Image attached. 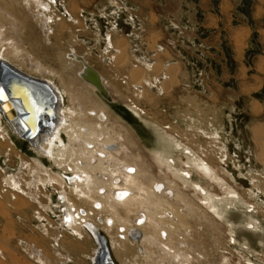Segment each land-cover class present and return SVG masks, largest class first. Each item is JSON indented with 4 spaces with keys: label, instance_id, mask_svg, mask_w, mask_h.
Instances as JSON below:
<instances>
[{
    "label": "rangeland",
    "instance_id": "rangeland-1",
    "mask_svg": "<svg viewBox=\"0 0 264 264\" xmlns=\"http://www.w3.org/2000/svg\"><path fill=\"white\" fill-rule=\"evenodd\" d=\"M26 1L0 0V6L12 14L19 26L21 25V32L18 35H14L11 29H5L6 37L11 36V39L14 38L15 40L20 37L17 46L22 45V53L20 60L17 57L14 63L21 64L26 70L30 68L40 71L39 74L38 72H34V74L37 73L42 77L53 79L52 81L59 88L61 87L62 91H65L63 106L73 108V111H76V117L81 119L84 116V119L97 123L99 121L97 116H89L86 113L90 109L102 110L107 116L102 130L119 136V142L126 148L125 150L135 157L134 162H139L140 165L135 163L147 170L148 174L143 177V182L148 183L144 179L147 176H152L151 178H156V180H162L165 177H174L176 180L175 197L172 195L164 204H167L165 206L168 210L176 209L177 216L176 214L175 216L177 218L175 217L174 221L171 222L170 220H165V222L163 220V223L171 224L172 229L165 227L166 229H161V232H155L154 229V232H151L153 231L152 228H145L147 232L153 233L155 238L146 237L147 240H151L144 242L145 246L147 244L148 251H151L145 253L146 260L152 264H157L156 261H159V258L156 259L155 256L160 257L165 253L163 256L165 258L169 252L168 254L172 253L170 254L172 258L175 252H179L182 255L180 262L185 261L184 264H226V262L230 264H264V189L261 187L263 182L260 177L252 174L250 170L253 161L249 155V152H254L258 148L264 152V131L259 129L261 131L259 140L254 131L253 133L250 131L252 124L264 123V77H258V84L254 90H246L242 96H239L232 89L238 87L239 79L232 76L218 77V82L221 81L226 87V91L224 89L221 91L220 96L222 97L218 98L219 94H214L212 91L217 92L215 87L210 83L208 86L203 82L204 79L199 78L200 76L194 78L191 88L173 87L174 69L172 67L163 68L159 65L158 69H152L155 73L160 72V70L162 72L159 76L149 79L147 84L142 82L139 75L132 76L134 81L132 87L120 84L121 80H126L127 77L118 76L116 72L119 73V70L113 68L112 75L114 77L110 81L118 90L113 89L115 91L102 94L94 84L83 77L81 70L83 62L73 59L66 60L63 58L64 53H66L62 51L63 49H59L58 46L50 48L43 43L45 36L42 30L35 27L37 20L33 22L29 17L25 8L27 7ZM122 1L125 2V0ZM218 1L211 0V5L215 6ZM233 14L237 18V22L252 27L250 40L252 38L254 43L252 46L250 45L244 60L246 66H250L253 64L254 56L261 51L258 40L261 39V32H264L259 31V29L264 28V0H237L236 11ZM6 23H10V19L0 14V24ZM35 33H38V36ZM35 42L38 44L35 45ZM4 45V48L0 47L1 51L4 49L3 52L10 55L9 45L6 43ZM184 52L185 55L186 51L184 50ZM171 57L169 56V59ZM93 58L95 65L102 64L98 56L93 55ZM26 60H29L30 63L25 62ZM31 63L37 66H32ZM252 66L255 67L254 64ZM35 67H38L39 70ZM235 69L234 61L230 62L228 72L232 74ZM259 69H262V66ZM206 79L210 80L211 78L208 79L206 76ZM243 79L244 82H249L252 77H244ZM117 82L119 85H116ZM200 82H203V85ZM206 88H211L212 92L208 93L205 91ZM250 100L258 107L255 111L249 108ZM84 112L86 113L83 114ZM86 115L90 118H87ZM67 122L71 123L69 116ZM58 135L67 143V135L64 131H60ZM0 152H13L10 155H4V153L3 156L0 153L2 171L15 173L14 180L18 178L17 180L22 182L23 187L27 181L32 182L33 179L35 199L37 198L36 200L43 204L53 200L55 205H51V207L53 206L52 209L56 212L51 211L52 217H54L53 219L58 218L61 213L56 200L59 183L54 182L53 179L50 180L48 173H51L50 177H57L62 183L67 180L68 183L70 179L64 180L63 175L71 176L72 171L65 170V167H58L52 158L19 136L3 114L0 115ZM122 152L120 156L118 155L120 159ZM10 161L14 167L16 166L13 170L9 168ZM204 164L211 165L210 167L214 171L207 174L202 168ZM164 165L169 169L164 168ZM159 168L163 172H160ZM32 169L35 172L34 177L29 173V170ZM38 171L39 173H37ZM0 177L4 178L5 176L0 172ZM183 184H188L189 188L187 190L182 188ZM223 186L229 188L226 190L223 189ZM49 187L52 189H48ZM70 188L78 198L77 188L71 184ZM49 191L53 192L50 193V196L47 195ZM228 192L233 193V195ZM197 193L200 196L196 197ZM166 195L162 198H166ZM186 198L192 201L189 203L191 208L190 214L188 213L187 216L180 211L184 205H187ZM200 198L207 200L211 209L204 206ZM78 199L81 201L80 198ZM91 204H88L90 208L93 207ZM119 208L115 211L121 217L127 215L125 218L129 219L130 222L131 218L135 217L136 213L143 207H132L127 214L126 207ZM38 210L41 211L42 208L39 207ZM108 212L104 214L108 216ZM38 215L40 216L41 212L36 214L37 220L35 222H43ZM99 215L105 216L101 213ZM40 217L42 218V215ZM20 221H23L20 222L23 223L20 228L24 229L26 223L24 220ZM96 222V220L92 223L90 221L89 227L92 231L98 230V227L99 233L107 236L106 231L110 230L113 241L119 244L120 248H123L121 254L124 259L125 257L128 259V264H141L140 257L134 250V244L129 241H125L127 242L125 243L118 237L119 227H121L119 224L122 221L115 223L112 228ZM130 224H127L129 228L132 226ZM133 226L135 225L133 224ZM176 230L180 232L176 233ZM104 235L101 236L106 242ZM96 237V242L100 246L102 240L97 235ZM8 238L16 248L22 250L19 238L16 236ZM158 242L160 243L158 244ZM168 247L174 252L169 251ZM121 259L122 257H119L118 264H121L119 263ZM82 261L86 263L87 260L84 258Z\"/></svg>",
    "mask_w": 264,
    "mask_h": 264
},
{
    "label": "crops",
    "instance_id": "crops-1",
    "mask_svg": "<svg viewBox=\"0 0 264 264\" xmlns=\"http://www.w3.org/2000/svg\"><path fill=\"white\" fill-rule=\"evenodd\" d=\"M26 3L29 17L33 22L37 20L35 27L42 30L45 36L43 43L50 48L58 46L63 49L66 52L63 58L66 60L82 55L79 57L87 60L101 75L108 91L118 90L110 81L114 77L113 68L119 70V73L116 72L118 76L127 77L120 84L132 87V76L139 75L142 82L147 84L149 79L162 72L160 70L155 73L152 69H158L159 65L163 68L172 67L173 87L191 88L194 78L200 76L208 86L210 83L215 87L217 92L212 91L219 94L218 98L222 97L220 95L223 89L226 91L225 85L218 82V77L232 76L239 79L238 87L232 88L239 96L246 90L253 91L258 84V77H264V32H261V39L258 40L261 51L252 59L255 67L253 64L246 66V54L254 43L252 38L250 40L252 27L237 22V18L232 15L236 11L237 0H219L215 6L211 5V0H27ZM24 5L26 6L25 3ZM20 27L17 23V35L21 32ZM260 30L264 31V28ZM35 34L38 36V33ZM16 41H20V37ZM36 44L38 43L35 42ZM70 53L75 57L70 56ZM93 55L98 56L103 66L100 63L95 65ZM169 56H172L171 59ZM73 60L77 61V58ZM232 61L236 69L230 74L228 66ZM260 66L262 69H259ZM206 76L211 79L207 80ZM244 77H252V80L244 82ZM203 82H200L201 85ZM205 91L212 92L211 88H206ZM250 102V110L255 111L258 107L252 100ZM259 129L264 131V123L250 126L252 133ZM0 153L3 156L4 153L10 155L13 152ZM249 155L253 161L250 170L260 177L263 182L261 187L264 189V152L258 148L249 152ZM8 165L10 170L16 167L11 161ZM0 172L5 176L0 177V264H118L119 257H122L119 263L128 264V259H124L121 254L123 248L113 241L111 231L104 230L108 232L106 236L99 233L97 227V232L105 236L108 248V256L99 255V245L89 226L90 221L96 220L99 223L97 217L104 216L97 214V207L90 208L85 202L79 201L69 182L59 184L56 193L59 208H70L72 217L67 222L63 210L58 218L53 219L51 211L56 212L51 207L55 205L53 200L43 204L34 198L33 182L27 181L25 187L22 182L15 185V173L2 171L1 167ZM50 193L53 192L49 191L47 195L50 196ZM39 207L42 208L41 211L38 210ZM80 208L86 210L85 214L88 213V220L84 225L76 218V211L82 214ZM40 212L42 218L41 215L38 216L43 222L36 223L35 216ZM20 220L26 223L24 229L20 228L23 224ZM120 228L119 239L134 244L140 263L152 264L146 260L143 248L141 250L142 243L124 239L127 229L125 231V228ZM129 234L131 237L132 233ZM14 236L19 238L22 250L16 248L8 238ZM84 258L86 263L82 261Z\"/></svg>",
    "mask_w": 264,
    "mask_h": 264
},
{
    "label": "bare ground",
    "instance_id": "bare-ground-1",
    "mask_svg": "<svg viewBox=\"0 0 264 264\" xmlns=\"http://www.w3.org/2000/svg\"><path fill=\"white\" fill-rule=\"evenodd\" d=\"M43 7H45V6H43ZM0 14L4 15L6 18L10 19V23L0 24V47L1 46L3 47V45L6 43L9 45V49H10V52H9L10 55L4 53L3 52L4 49L2 51L0 49V73L2 72V70H5V66L8 65L9 67H11L14 70L22 73L24 76H27L30 79L39 80L41 82L47 83L52 88L53 93H54L53 95H55V98H54L55 99V106L49 107L47 109L50 111V113L48 115L45 116V114H44L45 118H47L48 123L45 126H43L41 131H38V133H37L38 135L35 136V138H34V144L33 145L38 150H40L41 152L46 154L48 157L52 158L54 160V162L56 163V165H58V167H65V170L69 169V171L70 170L72 171V172L70 171L71 176H67L64 174L63 178H64V180L67 178L70 179V181H68V182L71 185H73L75 188H77L78 198H80L81 201L85 200L83 202H85L86 204L92 203L91 205H93L94 208L97 207V210L99 211L97 214L101 213V214L105 215L104 213L109 211L107 217H106V215L104 216V218L101 216L97 217L102 222V224L105 223V225H108L110 228H112L113 225H115V223H117L118 221H122V223H120L119 225L121 226V228H125V231L127 229L123 238L128 239V240L129 239L133 240L137 244L142 243L141 244V250L143 248V251H145V253L151 252V251H148V249H147L148 247H146L147 244L145 246L144 242H145V240L149 241L150 239L147 240V238L150 236L153 239H155V238L153 237V233L147 232L145 230V228H147V229L152 228V230L154 229L155 232H158V231L161 232L162 231L161 229H166V228L169 229L170 227H171L170 229H172V225L167 224V223H163V220H164V222H165V220L166 221L170 220V222L174 221V218L177 216L176 209L175 208L171 209V207H169L171 210H168V208L166 207L167 204H164V203L167 202V199H169L172 195H174V197H175L176 180L174 179V177L173 178L165 177L162 180H156V178L155 179L151 178L152 176H149V177L147 176L144 179H146V181L148 183L143 182L142 181L143 177H145L148 174L147 170L146 169L144 170V168H141V166H139L140 165L139 162L135 161V162L139 163V165L134 162L135 157L131 156L130 153H128L129 151L125 150L126 148L123 147L122 144L119 142V136L118 137L114 136V135L106 132V130L105 131L102 130L104 128V126H105L104 124L106 123V120H107V116L104 114V112L102 110H96V109L91 110L90 109L87 111V113L86 112L83 113V114H85V113L89 114V116L90 115L97 116L96 118L99 119V121L97 123H94V122H91L90 120L84 119L85 118L84 116H83V118L81 117V119L76 117V111H73V108H71V107L65 108V106H63V97H64L63 95H65V91H62L60 89L61 87L59 88L52 81L53 79L50 80L47 77H42L40 75H37V73L34 74V72H38L37 70H32L30 68L29 69L27 68L28 70H26L23 68V66L21 64L20 65L15 64L14 60H17V57L20 60V55L22 53V49H21L22 45L17 46L18 42L14 38L11 39V36L6 37L5 29H11L12 33H14V35H15L18 32L17 21L12 16V14H10L5 9H3L2 6H0ZM6 48H8V47L6 46ZM69 55L70 56L72 55L75 57V55L73 53H70ZM77 56L79 57L82 55H77ZM78 57H75V58H77V60H81L83 62L82 63L83 65L81 67L82 72H84L85 67L86 68L88 67L93 72L96 71L89 64V62L87 60H85L82 57H79V58ZM75 58H73V59H75ZM25 62H29V60H26ZM35 63H37V62H35ZM31 65L35 66L36 64L31 63ZM35 68L37 69L38 67H35ZM38 70H39V68H38ZM39 72H38V74H39ZM48 73H49V71H48ZM95 73H97V71ZM42 74H44V73H42ZM97 75H99V77L101 78V75L99 73ZM104 87L107 90V93H109L107 87L105 85H104ZM0 89H2L1 84H0ZM20 94H22V97H24V102L21 101L22 104L19 102L20 98L19 99L16 97L15 98H12V97L8 98L6 91L3 90V95H2V97H0V106H2V109L0 110V115L3 114L4 116H6V118H7L6 120L9 123V125L13 128V130L19 136L23 137L24 136L23 132H24V129L27 128V125L22 120V118L18 115V113L20 110H24V108L26 106H27L26 108L31 109L32 108V106H31L32 100L31 99L29 100L23 92H20ZM52 110L55 113L53 115H52ZM80 114L82 116V112ZM35 116H36V113H34V115L32 114V125L33 126L35 125V121H36ZM68 116H69V119H71V123L67 122ZM89 116H87V118H90ZM60 131H64V133H66L67 143L63 139H61L60 135H58V133ZM260 132L261 131H259V130H257L255 132V135L258 137V140H259V136L261 137ZM122 150H124V151L122 152ZM121 152H122V155H121V159H120L119 156H120ZM137 158H139V157H137ZM155 159H156V157H155ZM40 165H41V167H43V165L41 163H40ZM26 167H27V165H26ZM160 167H162V166H160ZM163 167L165 168L166 166L164 165ZM166 168H168V167H166ZM202 168L204 169V171L207 174L214 171V169H212L209 165L204 164V165H202ZM45 169H47V168H45ZM129 169H131V171ZM61 170H62V168H61ZM159 171L163 172L161 168H159ZM16 173H17V171H16ZM29 173H31V175L33 177L35 176V172L33 169L29 170ZM37 173H39V171ZM37 173H36V175H37ZM64 173H66V172H64ZM43 174L45 175V173H43ZM8 175H11V174H8ZM40 175H42V174H40ZM50 175H51V173H48V176H49L48 178L50 180L53 179L54 182L62 184V181L58 180L57 177L53 178V177H50ZM33 177H31V178H33ZM17 179L14 180L15 185L20 184V182ZM38 179L41 180V178H39V177H38ZM216 179L218 180L219 178H216ZM42 180H44V179H42ZM31 181L33 182V179ZM36 183L37 182H35V184ZM45 183H46V181H45ZM181 187L187 190L189 188V185L183 184ZM228 188L226 186L223 189L227 190ZM22 189H24V188H22ZM201 189L203 190V188H201ZM22 191L26 193L25 190H22ZM124 193H126V195H124ZM228 193H230V192H228ZM165 195H166V198L165 197H164L165 199L162 198V196H165ZM230 195H233V193H230ZM195 196L197 197L200 195H199V193H197ZM32 197H33V195H32ZM66 197H67V195H66ZM183 199H185V198H183ZM186 199H187L186 200L187 205H184L180 209V211H182V214H186V216H187V214L190 212V208H191L189 203H192V201L189 199L190 200V202H189L188 198H186ZM200 201L204 204V206H207V208L209 207L211 209L209 202L207 200L206 201L203 199L201 200V198H200ZM65 205H67V204H65ZM73 207H74L73 211H75V206H73ZM118 207H120V208L126 207L125 210L128 211V212L124 211V212H126V214L129 213V211H131L132 207L133 208L134 207H137V208L143 207V208H142V210L138 211L136 213L137 215L135 214L136 216L131 218V221L129 222V219L125 218V216H127V215L121 217L118 214V212L115 211L118 209ZM137 208H135V209H137ZM60 209H61V211L62 210L64 211V217L67 219V222H70V219H71L70 217H72V216H70V208L68 206L67 207L61 206ZM80 209H82V211H81L82 214L80 215V214H78L79 212L77 213V211H76V218H78V220L83 222L81 224L84 225L86 220H88L87 216H86L88 213L85 214L86 210H84L83 208H80ZM78 210H79V207H78ZM105 210H108V211H105ZM132 212H133V210H132ZM92 213H93V211H92ZM90 214H91V212H90ZM175 214H176V216H175ZM91 216H93V215H91ZM91 216H89V217H91ZM74 217L75 216L73 214V219H74ZM61 218H62V216H61ZM92 221H91V223H92ZM100 221H99V223H100ZM64 222H65V220H64ZM175 222L177 223V221H175ZM128 223L129 224L131 223V225H132L130 227V229H129V225H127ZM62 224H63V222H62ZM86 224L88 225V223H86ZM133 224L135 226H133ZM77 226H78V224H77ZM167 226H169V227H167ZM70 227H72V226H70ZM75 228H78V227H76V225H75ZM79 228L81 229L80 226H79ZM73 229H74V227H73ZM157 229H159V230H157ZM154 230L151 232H154ZM177 230H176V233L180 232ZM76 231H77V229H76ZM148 231H150V230H148ZM96 232H97V230L93 232V234L95 233L94 236L96 237V235H97L98 238H101V234L96 233ZM130 232L132 233L131 237L129 234ZM106 233H108V232H106ZM120 234H122V233H120ZM168 234H169V230H168ZM79 235H81V234H79ZM176 235H178V234H176ZM160 236H161V234H160ZM165 237H167V236H165ZM158 238H160V237H158ZM101 239L104 240V238H101ZM125 243H127V242H125ZM159 243L160 242H158V244ZM161 243H163V242H161ZM179 244L182 245L183 243H179ZM181 245H179V246L181 247ZM165 247H166V245H165ZM167 249L169 251L172 250L169 247ZM172 251L174 252V250H172ZM163 252H165V251H163ZM168 253L169 252H167V254ZM164 254H162L160 257L155 256L156 259L159 258L158 259L159 261H156V259H153V260L156 261L157 264H162V263L163 264H181V263L184 264V263H186L185 261L180 262L182 255H180L179 252H175L172 258L170 256V254H172V253H170L168 255L166 254L165 258H163ZM150 255H151V253H150ZM152 257H154V256H152ZM170 258H171V260H170ZM226 264H230V263L226 262Z\"/></svg>",
    "mask_w": 264,
    "mask_h": 264
},
{
    "label": "water",
    "instance_id": "water-1",
    "mask_svg": "<svg viewBox=\"0 0 264 264\" xmlns=\"http://www.w3.org/2000/svg\"><path fill=\"white\" fill-rule=\"evenodd\" d=\"M95 72H93L88 67H85L82 75L87 81L94 84L103 94H107V90L105 89L101 78L99 77V75H97L98 73ZM0 84L2 89L6 91L8 98H20L19 102L22 104V102H24V97H22V94H20V92H23L29 100H32V108L28 109L26 108L27 106H24L26 109L23 107L24 110H20L18 115L27 125V128H25L23 132L24 136L21 137L33 145L34 138L38 135V131H41L43 126L48 123L45 116L48 115L50 111L47 109L49 107L55 106V95H53L54 93L52 88L45 82L30 79L27 76H24L22 73L14 70L8 65H6L5 70H2V72L0 73ZM1 109L2 106H0V110ZM34 113H36V121L35 125L33 126L32 114L34 115ZM53 114L55 113L52 110V115ZM4 117L6 118V116ZM101 238L103 237L101 236ZM101 238H99L100 240H102V244L99 247V255L101 257L108 256L106 242H104L105 240Z\"/></svg>",
    "mask_w": 264,
    "mask_h": 264
},
{
    "label": "snow or ice",
    "instance_id": "snow-or-ice-1",
    "mask_svg": "<svg viewBox=\"0 0 264 264\" xmlns=\"http://www.w3.org/2000/svg\"><path fill=\"white\" fill-rule=\"evenodd\" d=\"M3 95V89H0V97H2ZM131 171V169H129ZM124 195H126V193H124Z\"/></svg>",
    "mask_w": 264,
    "mask_h": 264
},
{
    "label": "built area",
    "instance_id": "built-area-1",
    "mask_svg": "<svg viewBox=\"0 0 264 264\" xmlns=\"http://www.w3.org/2000/svg\"><path fill=\"white\" fill-rule=\"evenodd\" d=\"M96 233H98V232H96ZM100 247V246H99ZM98 253H99V251H98ZM96 260V259H95Z\"/></svg>",
    "mask_w": 264,
    "mask_h": 264
}]
</instances>
